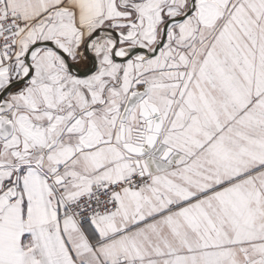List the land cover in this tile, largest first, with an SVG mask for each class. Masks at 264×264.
<instances>
[{
    "label": "snow or ice",
    "instance_id": "6c2138e0",
    "mask_svg": "<svg viewBox=\"0 0 264 264\" xmlns=\"http://www.w3.org/2000/svg\"><path fill=\"white\" fill-rule=\"evenodd\" d=\"M0 264H264V0H0Z\"/></svg>",
    "mask_w": 264,
    "mask_h": 264
}]
</instances>
